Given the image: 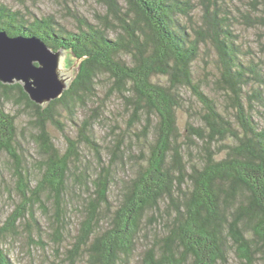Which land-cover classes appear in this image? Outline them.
Masks as SVG:
<instances>
[{"label":"trees","instance_id":"1","mask_svg":"<svg viewBox=\"0 0 264 264\" xmlns=\"http://www.w3.org/2000/svg\"><path fill=\"white\" fill-rule=\"evenodd\" d=\"M104 2L107 12L100 20L77 15L75 29L53 17H27L0 3V30L38 37L80 60L70 87L46 107L33 102L20 83L0 81V191L6 155L18 196L0 226V264H14L3 241L17 234L26 218L39 223L35 209L42 205L43 194L54 199L51 225L55 242L61 244L65 192L71 165L81 161L82 146L95 151L99 164L96 174H82L93 196L85 205L77 239L65 251L71 264L126 263L146 215L158 221L160 217L164 228L145 250L141 264H228L230 250L243 264H264V127L254 119L257 105L264 116L262 63L245 54L218 0L204 1L200 23L192 21V0ZM254 18L255 24L264 26V14ZM245 19L253 22L251 15ZM204 48L216 54L215 84L227 103L222 110L195 76L194 64ZM105 74L130 109L128 125L142 123L144 113L147 119L137 132L132 130L137 140L133 146L120 138L111 146L110 164L102 161L90 118L78 124L73 116L79 128L73 138L56 117L58 107L74 115L87 97L98 95L97 80ZM186 87L202 104V124L188 122V134L180 141L178 110ZM12 100L32 112L36 161L18 151L22 142L17 118L5 107ZM152 114L157 117L153 130L148 120ZM49 124L64 133L66 150L55 144ZM124 147L136 155L126 151L134 164L120 181L113 207L109 192L116 178L111 169L124 161ZM36 163L38 171L32 168Z\"/></svg>","mask_w":264,"mask_h":264},{"label":"rangeland","instance_id":"2","mask_svg":"<svg viewBox=\"0 0 264 264\" xmlns=\"http://www.w3.org/2000/svg\"><path fill=\"white\" fill-rule=\"evenodd\" d=\"M120 1L123 2V0ZM204 1L206 0H192L191 13L193 22L200 23L202 21L205 10ZM218 1L221 5V13L230 17V24L238 36V42L247 50L245 54L249 53L255 60H259L264 67V26L254 23V17L264 14V0H259L258 2L255 0ZM0 3L7 4L15 10H21L30 18L53 17L60 25L69 29H75L78 26L77 15L96 22L107 12V5L104 0H0ZM246 14L253 17V22H248L245 19ZM203 50H206V52H202V57L194 64L195 76L196 79L203 80L204 90L216 99L220 110H222L227 103L225 95L222 94L215 84L217 78V72L214 67L216 54L213 50L206 48ZM155 79L162 82L165 81L164 77ZM112 83V79L106 74L101 75L97 80V90L95 91L98 95L87 97L85 103L78 106L74 115L62 106L58 107L56 113V117L61 121L66 133L73 138H77L79 130L76 123L72 120L73 116L78 124H81L85 118L91 119L92 133L100 144L101 157L105 164H110L112 156L110 148L117 142V139L120 138L124 140L126 145L133 146L134 142H137L133 131L137 132L138 129L142 128L143 123L147 121L146 113H144L142 123L139 122L133 127L128 125L130 109L122 95L112 88ZM247 89L250 91V87ZM180 99L183 107L178 110V138L180 141H184L188 134L186 130L188 122L197 126L202 124L200 113L203 112V108L190 88L186 87L181 90ZM257 106L260 109L258 107L256 110L254 119L259 122L260 126L264 127L263 107ZM5 107L7 111L16 115L17 118L18 137L22 142V147H19L18 151L24 152L32 161H36L38 154L34 141L37 128L31 121L33 118L32 112L24 103L18 104L15 100L7 102ZM148 120L153 130V126L157 123V117L152 114L148 116ZM48 131L55 144L62 151L66 150L67 143L64 133L52 124L48 125ZM123 151L124 161H120L117 164L114 163L111 169L116 178L109 192L111 206L117 204L120 181L128 173L129 167L134 164L133 158L126 153V151L130 152L127 147H124ZM130 154L136 155L133 152H130ZM2 159L3 164L5 165L6 163V165L4 177L1 178L0 226L4 225L18 201L14 180L11 178L9 166L7 165L8 157L3 155ZM98 164V156L95 151L89 147L82 146L81 161H75L71 165L72 169L65 192L64 202L67 205L65 206L66 208L64 207V212L66 213V221L61 244L58 246L55 242L51 225L56 207L54 199L43 194L42 205H38L35 209L39 223L36 224L26 218L19 224L18 233L8 235L3 241V246L10 254L14 264H71L65 258V251L77 239V234L86 212L85 205L88 202L87 200H90L91 196H93L92 187L87 188L83 184L84 178L82 174L83 171L93 175L96 174ZM32 168L38 171L37 163ZM101 216L100 218H102ZM160 219L159 217L158 221L151 215L145 216L133 256L129 257L124 264H141L145 250L153 244L156 237L163 234L164 226ZM57 249H59V253H57ZM229 255L228 264H243L234 250H230Z\"/></svg>","mask_w":264,"mask_h":264},{"label":"water","instance_id":"3","mask_svg":"<svg viewBox=\"0 0 264 264\" xmlns=\"http://www.w3.org/2000/svg\"><path fill=\"white\" fill-rule=\"evenodd\" d=\"M79 61L66 49L54 50L38 37L11 36L0 30V81L20 83L42 107L70 87Z\"/></svg>","mask_w":264,"mask_h":264}]
</instances>
